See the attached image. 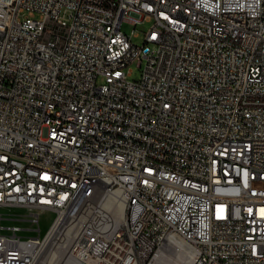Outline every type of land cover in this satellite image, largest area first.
<instances>
[{
    "label": "built area",
    "instance_id": "built-area-1",
    "mask_svg": "<svg viewBox=\"0 0 264 264\" xmlns=\"http://www.w3.org/2000/svg\"><path fill=\"white\" fill-rule=\"evenodd\" d=\"M0 208V264H264V0H0Z\"/></svg>",
    "mask_w": 264,
    "mask_h": 264
},
{
    "label": "rangeland",
    "instance_id": "rangeland-1",
    "mask_svg": "<svg viewBox=\"0 0 264 264\" xmlns=\"http://www.w3.org/2000/svg\"><path fill=\"white\" fill-rule=\"evenodd\" d=\"M149 22H146L142 25H140L137 28V32L139 34L133 38V41L137 44L143 43V33L147 31V29L150 27ZM133 69V75L131 77L132 80H138L141 74V68L138 67L137 63H133L131 65ZM100 82L102 79L99 80ZM27 211L24 209H18V208H12L11 210L8 208H0V214H3L5 216H9L14 219H18L21 217V215H27ZM54 219V213L51 211H43L40 214V234L44 235L48 229L50 228L52 221ZM26 234H39L38 232H34L31 230H28ZM171 258V259H170ZM163 260V261H162ZM188 261H190V264H193V253L188 247H180L177 250L168 249L163 254L161 259L156 260L153 264H187Z\"/></svg>",
    "mask_w": 264,
    "mask_h": 264
},
{
    "label": "bare ground",
    "instance_id": "bare-ground-1",
    "mask_svg": "<svg viewBox=\"0 0 264 264\" xmlns=\"http://www.w3.org/2000/svg\"><path fill=\"white\" fill-rule=\"evenodd\" d=\"M120 215H122V207H114L110 210V218H118ZM64 241L73 242V234H64ZM162 256L156 260L161 259ZM49 261L50 264H66V249H64V246H57L56 251L50 256ZM187 264H190V261Z\"/></svg>",
    "mask_w": 264,
    "mask_h": 264
}]
</instances>
